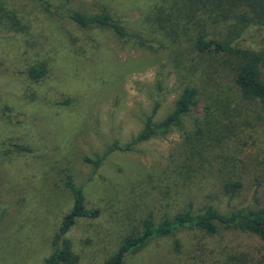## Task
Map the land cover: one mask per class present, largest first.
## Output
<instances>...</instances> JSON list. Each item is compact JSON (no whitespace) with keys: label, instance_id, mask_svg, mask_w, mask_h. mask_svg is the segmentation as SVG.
<instances>
[{"label":"rangeland","instance_id":"374dc122","mask_svg":"<svg viewBox=\"0 0 264 264\" xmlns=\"http://www.w3.org/2000/svg\"><path fill=\"white\" fill-rule=\"evenodd\" d=\"M175 1L0 0V264H44L52 253L53 235L73 206V195L61 182L66 172L83 188L87 206L100 210L97 217L80 218L68 233L79 264H103L127 235L142 228L146 217L159 223L186 208L196 211L213 198L223 206L264 202L263 181L256 180L253 170L264 163L262 120L258 133L245 127L247 144L242 149L231 143L230 152L224 153L246 174L243 189L233 199L222 193L216 172L203 171L192 181L178 175L190 122L132 151L107 153L114 141L125 144L142 130L159 78L166 91L155 120L173 110L182 79L173 58L180 65L196 62L187 42L180 45L183 50L175 45L183 33L170 34L152 20L154 10ZM47 3L64 18H54ZM103 4L128 30L163 47L141 48L119 41L109 29L89 34L67 22L69 10L94 13ZM175 18L166 23L174 24ZM214 28L218 26L206 29ZM66 31L76 46L87 49L78 53ZM246 39L248 46H264V26L251 27ZM174 49L181 54H172ZM35 63L49 68L39 82L26 74ZM67 99L71 103L61 104ZM8 140L30 144L35 151L6 155L3 148L9 146L3 145ZM97 154L104 161L96 168L85 158ZM178 237L180 251L172 237L155 238L131 252L126 264H233L229 255L241 253L250 259L245 264H258L264 253L261 239L242 230L214 236L186 230Z\"/></svg>","mask_w":264,"mask_h":264},{"label":"trees","instance_id":"16d2710c","mask_svg":"<svg viewBox=\"0 0 264 264\" xmlns=\"http://www.w3.org/2000/svg\"><path fill=\"white\" fill-rule=\"evenodd\" d=\"M46 8L54 18H64L57 9H51L49 3ZM66 18L71 26L89 34L98 29H109L119 41L154 51L163 47L160 42L128 30L107 4L94 13L69 10ZM171 18H175L174 24H167ZM152 20L170 34L180 37L183 33L179 41L175 40V45L183 50L180 45L187 42L190 45L188 51L195 54L196 62L180 65V59L173 58L182 78L181 93L173 110L162 120H155L166 91L165 82L159 78L157 94L152 95L153 110L142 130L125 144L114 141L107 153L132 151L139 143L166 135L190 122L192 129L184 132L185 157L177 166L178 175L192 181L203 171L216 172L222 193L233 199L243 189L246 174L239 170L236 161L232 163L234 157L224 153L230 152L231 143L242 149L247 144L245 127H253L258 133L256 128L260 120L264 122V46H248L250 40L246 39L251 27L264 26V0H178L172 6L154 10ZM210 24L217 25L218 29L208 31L206 28ZM66 32L78 53L87 49L86 45L76 46V39ZM179 50H172V54H181ZM48 72L47 65L35 63L26 74L32 81L39 82ZM69 103L70 99L61 102ZM249 136H254L253 131H249ZM3 146H9L3 148L6 155L35 151L32 145L13 140L5 141ZM85 161L97 168L104 157L97 154L95 158L86 157ZM253 170L256 180L263 181L264 185V163L253 165ZM61 182L72 193L73 206L54 233L53 250L44 264H79L80 257L68 233L80 218L97 217L100 210L87 206L84 190L76 184L71 172L63 174ZM141 224L142 228L127 235L116 253L103 264H126L131 252L142 249L155 238L172 237L175 249L180 251L182 242L178 234L186 230L201 231L210 236L223 230H242L256 235L264 243V202L253 207L223 206L218 198H213L196 211L192 207L186 208L171 217H164L159 223L146 217ZM229 256L233 264L250 262L245 253ZM258 264H264V253Z\"/></svg>","mask_w":264,"mask_h":264}]
</instances>
